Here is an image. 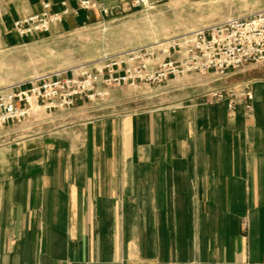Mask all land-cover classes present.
<instances>
[{
	"label": "crops",
	"instance_id": "obj_1",
	"mask_svg": "<svg viewBox=\"0 0 264 264\" xmlns=\"http://www.w3.org/2000/svg\"><path fill=\"white\" fill-rule=\"evenodd\" d=\"M91 2L0 0V17L61 12L64 28L137 9ZM191 74L167 107L1 129L0 264H264V64ZM241 84L250 107L207 96Z\"/></svg>",
	"mask_w": 264,
	"mask_h": 264
},
{
	"label": "rangeland",
	"instance_id": "obj_2",
	"mask_svg": "<svg viewBox=\"0 0 264 264\" xmlns=\"http://www.w3.org/2000/svg\"><path fill=\"white\" fill-rule=\"evenodd\" d=\"M263 10L264 0H163L152 9H128L97 19L89 16L66 23L64 28L63 18L58 27H52L53 24L47 32L24 36L15 29V24L6 25L0 17V90H11L60 72L96 70L103 67L107 57L154 44L156 38L170 40L179 34ZM191 77L192 74H187L163 83H141L137 88L127 84L108 86L104 88V97L84 100L83 107L77 102L66 109L39 110L25 122L9 124L10 129L28 133L114 110L167 107L186 98L192 87L185 86L194 81ZM184 78L188 81H183Z\"/></svg>",
	"mask_w": 264,
	"mask_h": 264
},
{
	"label": "built area",
	"instance_id": "obj_3",
	"mask_svg": "<svg viewBox=\"0 0 264 264\" xmlns=\"http://www.w3.org/2000/svg\"><path fill=\"white\" fill-rule=\"evenodd\" d=\"M91 8V0H80ZM163 0H134L136 8L152 9ZM46 9L51 3H44ZM109 13V9L103 8ZM61 12L44 11L15 22L21 34L50 30L63 20ZM248 64H264V10L245 17L231 18L208 28L179 34L169 40L162 53L157 44L134 47L107 57L102 68L82 73L60 72L33 79L11 90H0V130L15 121L25 122L36 111L66 109L79 100L104 97L108 86L163 83L171 77L191 73L225 76ZM215 101H227L230 108L242 102L250 107L254 93L248 85L214 88L207 93Z\"/></svg>",
	"mask_w": 264,
	"mask_h": 264
},
{
	"label": "bare ground",
	"instance_id": "obj_4",
	"mask_svg": "<svg viewBox=\"0 0 264 264\" xmlns=\"http://www.w3.org/2000/svg\"><path fill=\"white\" fill-rule=\"evenodd\" d=\"M171 38L172 37H170L169 39H171ZM154 44H157V46H161L162 47L161 50L163 52H165L168 49V47H169V40H166V41H157Z\"/></svg>",
	"mask_w": 264,
	"mask_h": 264
}]
</instances>
